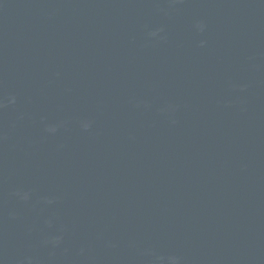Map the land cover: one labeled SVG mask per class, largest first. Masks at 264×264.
<instances>
[{"label":"water","instance_id":"95a60500","mask_svg":"<svg viewBox=\"0 0 264 264\" xmlns=\"http://www.w3.org/2000/svg\"><path fill=\"white\" fill-rule=\"evenodd\" d=\"M0 264H264V0H0Z\"/></svg>","mask_w":264,"mask_h":264}]
</instances>
